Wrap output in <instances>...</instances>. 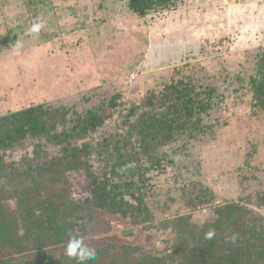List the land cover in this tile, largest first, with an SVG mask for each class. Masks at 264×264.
Returning a JSON list of instances; mask_svg holds the SVG:
<instances>
[{
    "label": "rangeland",
    "instance_id": "obj_1",
    "mask_svg": "<svg viewBox=\"0 0 264 264\" xmlns=\"http://www.w3.org/2000/svg\"><path fill=\"white\" fill-rule=\"evenodd\" d=\"M125 2L0 0V114L40 103L82 113L116 94L136 100L177 70L193 71L216 88L201 114L209 131L147 173L153 227L95 212L96 235L158 250L167 237L158 221L188 214L202 223L214 205L232 199L264 218V206L255 207L264 192V110L252 106L247 86L264 48V0H174L142 17ZM37 20L44 28L29 34ZM17 151L14 159L24 152ZM201 190L208 195L200 201Z\"/></svg>",
    "mask_w": 264,
    "mask_h": 264
},
{
    "label": "trees",
    "instance_id": "obj_2",
    "mask_svg": "<svg viewBox=\"0 0 264 264\" xmlns=\"http://www.w3.org/2000/svg\"><path fill=\"white\" fill-rule=\"evenodd\" d=\"M173 1L126 0L125 9L142 17ZM255 58L247 86L252 106L264 110V48ZM177 72L129 102L116 94L82 113L40 103L0 114V264H76L65 255L70 236L95 247L88 264H264V218L237 199L214 205L202 223L188 214L158 221L167 234L158 250L96 235L95 212L153 227L147 173L209 131L201 114L215 86ZM16 150L24 152L14 159ZM206 195L201 190L200 201ZM256 206H264V192ZM210 228L216 234L208 240Z\"/></svg>",
    "mask_w": 264,
    "mask_h": 264
},
{
    "label": "clouds",
    "instance_id": "obj_3",
    "mask_svg": "<svg viewBox=\"0 0 264 264\" xmlns=\"http://www.w3.org/2000/svg\"><path fill=\"white\" fill-rule=\"evenodd\" d=\"M44 28V22L42 20H37L28 29L29 34H39V32ZM15 47L19 49L21 47V42L17 41ZM214 229H208L205 232V239L211 240L215 236ZM65 255L70 260H75L76 264H88V261L94 260L97 251L95 247L86 243L83 237L70 236L65 244Z\"/></svg>",
    "mask_w": 264,
    "mask_h": 264
}]
</instances>
